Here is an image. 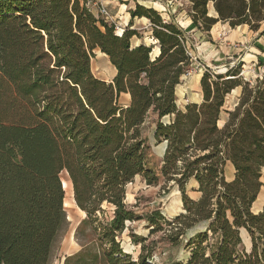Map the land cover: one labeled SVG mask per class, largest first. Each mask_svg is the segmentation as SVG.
I'll list each match as a JSON object with an SVG mask.
<instances>
[{
  "label": "trees",
  "instance_id": "trees-1",
  "mask_svg": "<svg viewBox=\"0 0 264 264\" xmlns=\"http://www.w3.org/2000/svg\"><path fill=\"white\" fill-rule=\"evenodd\" d=\"M186 1L202 31L217 21L251 29L264 21V0ZM129 14L148 18L156 55L151 45L131 43L135 30L116 34L87 0H0V264L49 263L66 223L63 171L85 213L80 223L91 226V238L64 264H152L144 243L133 258L118 239L126 221L140 219L151 232L168 231L172 244L187 236L184 264H264V205L251 210L263 185L264 75L242 81L239 67H206L202 100L179 108L175 88L192 66L184 31L150 6L136 3ZM95 48L113 65L112 81L92 73ZM238 86V100L219 125L226 95ZM121 93L128 103L119 102ZM150 116L154 141H166L157 170L143 130ZM136 176L162 181L166 190L177 186L184 211L171 219L159 209L137 213L126 203ZM191 178L197 199L186 193ZM103 203L111 206L109 217Z\"/></svg>",
  "mask_w": 264,
  "mask_h": 264
},
{
  "label": "rangeland",
  "instance_id": "rangeland-1",
  "mask_svg": "<svg viewBox=\"0 0 264 264\" xmlns=\"http://www.w3.org/2000/svg\"><path fill=\"white\" fill-rule=\"evenodd\" d=\"M136 3L145 6H150L151 4L150 0H114L113 2H110L108 8L110 9V14L113 16V21L108 23L113 25L115 33V26L123 29L129 27L130 29L135 30L136 34L132 36L131 43L137 44L143 42L146 45H151L152 56H154L157 54L159 48L156 41L152 38L151 24L148 18L144 16H135L130 20L129 11ZM157 4L163 6L162 2L154 5L158 7L164 17L168 15L167 10H169L170 13H174V11L181 12L180 15H176V18L181 20L185 25L184 15H188V1L170 0L171 5L168 4L169 7L168 9L166 7V10L161 9L162 7L157 6ZM208 12L215 14L212 3L208 4ZM197 29L184 31L186 46L192 58V66L181 76L180 82L175 88L176 104L179 108H183L184 105L191 100L199 102L202 100L200 78L206 67L210 68L209 70L213 73L225 72L227 68L232 66L239 67V75L242 81H244L243 79L247 80L246 78H249L251 82H254L255 78L259 77L258 69L256 67V70L252 68L247 71L244 66L239 63L238 59H227L222 57V55L218 56L220 58H212L209 56L207 46L209 45V42L213 44L214 42L211 40V37H208L205 31L199 29L200 32ZM222 36L223 33H221L220 37ZM90 66L92 73L106 82L111 81L114 76L113 72L115 70L108 56L101 53L98 48L93 50V56L90 59ZM260 66V68H262V65ZM241 70L245 71L244 75H246V78H244L243 74L241 75ZM196 77H199L198 83H195ZM236 88L241 90L240 86ZM236 88L226 95L225 103L220 113V118L223 119V121L227 119L226 110L231 109L234 106L233 102H237L240 95V91L237 94ZM119 102L122 104L128 103L129 96L121 93L119 95ZM152 120L153 116L148 117V120L143 125V130L148 137V144L150 146L148 151V162L155 170H157L163 157L162 142L156 143L153 139L152 132L154 123ZM228 163L229 162H226L224 166L223 171L225 174L228 171ZM60 176L65 177V172L63 171ZM262 182L264 188V181ZM162 184V181L157 184H147L140 176H136L135 179L126 186V203L137 213H145L146 211L159 209L165 219L173 218L175 215L184 211L182 208L181 192L175 185L166 190V188H162ZM186 193L192 199H196L200 194L197 190V183L192 178L186 183ZM72 197L73 194L70 184V188L68 187L67 189H64L65 200L63 199V206L66 212V217L67 215H71L72 219L71 221L66 219L64 227L53 242L48 264H64V258L66 256L76 253L81 248L80 243H86L91 238L89 235L90 224L80 223L84 218L85 213L78 208ZM101 206L105 209L103 217H109L111 215V206L106 205L105 203ZM253 209L255 210L254 205ZM125 225L126 228L118 236V239L122 249L125 252L130 253L133 258H137L141 251V245L144 243L146 249L151 253L149 262L152 264H171L173 261H179L184 264L187 261L189 248L185 245L187 240L186 235H184L180 243L172 244L166 236L168 231L163 229L151 232V226H148L144 219L131 222L126 221ZM165 227L166 226H164V228ZM77 229L80 230L78 231ZM243 233L246 232H242L243 243L246 246H249V236L244 237ZM133 234L136 236H143L144 240L142 242H134L132 237Z\"/></svg>",
  "mask_w": 264,
  "mask_h": 264
},
{
  "label": "crops",
  "instance_id": "crops-1",
  "mask_svg": "<svg viewBox=\"0 0 264 264\" xmlns=\"http://www.w3.org/2000/svg\"><path fill=\"white\" fill-rule=\"evenodd\" d=\"M113 1L114 0H106L108 4ZM150 2H151L150 7L157 10L163 18L174 21L183 31H190V30L197 29L192 24L191 18L188 15H184V18H185L184 19L185 25H184L181 20L176 18V15L177 14L180 15L181 12L174 11V13H170V11L167 10L168 15L164 17L161 11L158 9V7L154 5L156 3L162 2L165 8L160 4H157V6L162 7L161 9L163 10H166V7L167 9L169 7L168 4L171 5L170 0H165V1L164 0H154V1L150 0ZM197 30L200 31L199 29ZM205 32L208 35V37H211V40L214 42V44L209 42V45L207 46L209 50L208 55L211 56L212 58L214 57L220 58L218 56L222 55V57L227 58V59H234V58L238 59L239 63L242 66H244L245 70L247 71L251 70L252 68L255 69V67L258 69L260 65H262L264 61V21L260 22L257 29H251L249 28L247 24L238 25L232 28L228 25L227 22L217 21L215 24L212 25L209 31H205ZM221 33H223L222 37H220ZM114 74H115V71L113 72V75ZM198 81H199V77H196L195 83H198ZM239 91L240 89L236 88L237 94ZM123 94H127V93H123ZM190 102H199V101L191 100ZM235 104L236 102H233V105ZM224 121L223 119L220 118L219 125H221L222 122ZM263 171L264 169L262 170V175L260 178V180L262 181H264ZM224 177L226 178V180H231L234 177V170L230 162L228 163V171L226 172ZM199 196L200 194L197 196V198ZM253 205H257L258 208L256 209L255 207V210H254ZM263 205H264V188L262 185L257 194L256 199L253 201L251 205V209L253 212H257L262 209Z\"/></svg>",
  "mask_w": 264,
  "mask_h": 264
},
{
  "label": "built area",
  "instance_id": "built-area-1",
  "mask_svg": "<svg viewBox=\"0 0 264 264\" xmlns=\"http://www.w3.org/2000/svg\"><path fill=\"white\" fill-rule=\"evenodd\" d=\"M87 5L90 7V10L92 11V13L94 14L96 18H101L107 22L113 21V16L110 14V11L108 9V3L106 2V0H87ZM115 29H116V34H121V32L123 31V28H119L116 26H115ZM118 30H120V32ZM260 67L258 68L259 77L264 75V61L262 63V68ZM241 71H242L241 75L243 74L244 78H246L245 77L246 75H244L245 71L244 70H241ZM246 79L250 80L249 78H246Z\"/></svg>",
  "mask_w": 264,
  "mask_h": 264
},
{
  "label": "bare ground",
  "instance_id": "bare-ground-1",
  "mask_svg": "<svg viewBox=\"0 0 264 264\" xmlns=\"http://www.w3.org/2000/svg\"><path fill=\"white\" fill-rule=\"evenodd\" d=\"M119 32H120V30H118ZM127 96H128V94H127ZM65 172V171H64ZM60 178H61V181H62V183H63V188L64 189H67L68 187L70 188V182H69V179H68V176H67V174H66V172H65V177L64 176H60ZM73 198V197H72ZM65 200V199H64ZM256 208H258V206H256V205H254Z\"/></svg>",
  "mask_w": 264,
  "mask_h": 264
},
{
  "label": "water",
  "instance_id": "water-1",
  "mask_svg": "<svg viewBox=\"0 0 264 264\" xmlns=\"http://www.w3.org/2000/svg\"><path fill=\"white\" fill-rule=\"evenodd\" d=\"M112 81V80H111ZM165 148H166V141H163L162 142V155L164 154V152H165ZM61 183H62V181H61ZM62 187H63V183H62ZM64 189V188H63ZM252 210V209H251ZM260 211V210H259ZM258 212V211H257ZM66 219L68 220V221H71V219H72V216L71 215H67V217H66Z\"/></svg>",
  "mask_w": 264,
  "mask_h": 264
}]
</instances>
